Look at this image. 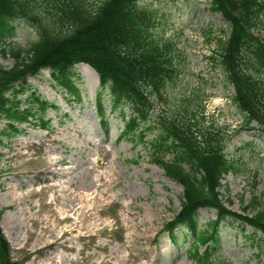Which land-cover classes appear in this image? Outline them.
<instances>
[{
	"label": "rangeland",
	"instance_id": "374dc122",
	"mask_svg": "<svg viewBox=\"0 0 264 264\" xmlns=\"http://www.w3.org/2000/svg\"><path fill=\"white\" fill-rule=\"evenodd\" d=\"M84 1L90 8L100 2ZM140 5L154 13L156 37L174 44L172 55L181 70L169 85L165 100L157 102L152 121L167 113L204 108L205 119H199L197 125L221 131L226 156L239 166L222 182L229 209L242 214L254 196L264 204V133L256 124L246 126L234 102V87L210 58L219 38L229 31L223 17L212 10L211 0H154ZM14 25L15 34L3 45L8 53L11 49H28L38 38L31 24L16 21ZM256 31L264 37V23ZM14 64L12 56L0 54L4 68ZM82 65L70 69L80 89V100L60 92L48 70L31 77L19 96L23 108L29 107L34 96L55 106L44 116L51 122V130L42 129L34 119L31 124L18 126L23 130L19 135L7 136L2 134L7 122H0V230L7 241L10 260L14 264H196L188 251L189 240L184 241L185 229L178 231L177 243L162 233L164 225L181 210L184 190L152 163L147 144L155 135H148L145 142L121 140L125 121L118 110L111 109L107 91L103 99L108 129L103 130L96 102L99 76L89 70L82 72ZM124 110L128 115L129 109ZM27 157L31 160L27 161ZM172 158V154L167 156ZM185 168L190 169L188 165ZM47 185L50 188L46 189ZM32 191L33 198L27 202L18 200ZM59 191L71 195L66 197L70 201L56 203ZM42 201L47 205L54 202L53 209L31 210V202ZM39 210L43 218L50 217L48 226L60 237L65 227L74 221L78 224L76 231L64 235L57 245L32 256L28 250L32 245L41 246V242L28 237L27 232ZM62 211L73 216L74 221L61 222ZM214 219L216 211L200 210L202 226ZM48 258L54 260L50 262ZM213 259L214 264H264V239L240 222L226 221Z\"/></svg>",
	"mask_w": 264,
	"mask_h": 264
},
{
	"label": "trees",
	"instance_id": "16d2710c",
	"mask_svg": "<svg viewBox=\"0 0 264 264\" xmlns=\"http://www.w3.org/2000/svg\"><path fill=\"white\" fill-rule=\"evenodd\" d=\"M144 1L154 0H100L93 8L84 0H0V54L15 60L10 69L0 65V122H7L2 134L19 135L23 130L18 126L34 119L42 129L51 130L44 116L55 106L34 96L23 108L20 94L31 77L48 70L60 92L80 100L70 69L89 65L99 76L96 102L103 130L108 129L103 99L107 91L111 109L125 121L119 138L143 142L154 134L147 144L152 163L183 187L181 210L162 233L177 243L178 231L185 229L184 241L190 242L194 262L214 264L213 252L226 221L240 222L264 239V204L254 196L242 214L229 209L222 182L239 166L226 156L221 131L197 125L205 119L204 108L167 113L152 121L157 102L165 100L181 70L172 55L174 44L156 37L155 15L140 5ZM211 8L223 17L229 31L219 38L210 58L234 87V102L246 126L256 124L264 133V37L256 31L264 23V0H211ZM16 21L35 27L38 38L28 49L8 53L3 45L15 34ZM171 154L173 158L167 159ZM201 209L216 211V219L202 226ZM8 252L0 230V264H14Z\"/></svg>",
	"mask_w": 264,
	"mask_h": 264
},
{
	"label": "bare ground",
	"instance_id": "6f19581e",
	"mask_svg": "<svg viewBox=\"0 0 264 264\" xmlns=\"http://www.w3.org/2000/svg\"><path fill=\"white\" fill-rule=\"evenodd\" d=\"M81 69H82V72H87L88 70L89 71H92L93 72V74H95L96 75V73H95V71L90 67V66H88V65H82L81 66ZM97 76V75H96ZM22 146V145H21ZM26 146V145H25ZM23 148H24V146H23ZM31 157V156H30ZM14 158V157H13ZM12 158V159H13ZM20 158V157H19ZM28 158V160L27 161H30L31 159L29 158V157H27ZM16 159V158H15ZM45 159V158H44ZM23 160V159H22ZM21 161V160H20ZM47 161V160H46ZM49 161H51V160H49ZM22 162V161H21ZM34 162V161H33ZM32 162V163H33ZM44 162V161H43ZM55 162V161H54ZM23 163V162H22ZM29 164V163H28ZM23 165V164H22ZM19 166V165H18ZM51 166V165H50ZM28 167V166H27ZM43 167H44V165H43ZM52 167V166H51ZM15 168V167H14ZM42 168V167H41ZM23 169V168H22ZM46 169V168H45ZM45 169H43V170H45ZM69 169V168H68ZM23 170H25V169H23ZM41 170V169H40ZM14 171V170H13ZM22 171V170H21ZM26 171V170H25ZM34 171V170H33ZM29 172V171H28ZM40 172V171H39ZM39 172H38V175H39ZM45 172V171H44ZM22 174V173H21ZM27 174V173H26ZM44 175V174H43ZM51 175V174H50ZM37 176V175H36ZM17 177V176H16ZM36 178V177H35ZM47 178V177H46ZM21 179V178H20ZM45 179V178H44ZM38 182V181H37ZM25 183V182H24ZM30 185V184H29ZM25 186V185H24ZM51 186V185H50ZM50 186L49 185H47L46 186V189L47 188H50ZM55 187V186H54ZM43 189V188H42ZM53 189V188H52ZM12 190V189H11ZM15 190V189H14ZM13 190V191H14ZM35 190V189H34ZM45 190V189H44ZM61 190V189H60ZM47 191V190H46ZM62 191H63V189H62ZM66 191V190H65ZM73 191V190H72ZM12 192V191H11ZM34 192L35 191H32V192H28L25 196H21V197H18V198H16V199H18V200H22V203H25V202H27L28 200L27 199H29V198H33V195H34ZM61 191H59L58 192V194L55 196V202L56 203H58L59 201H61V200H67V201H70V199H67L66 197H70L71 195H65L63 192L62 193H60ZM68 192V191H67ZM17 193V192H16ZM37 193V192H36ZM47 193V192H46ZM73 193V192H72ZM40 194V193H39ZM42 194V193H41ZM64 195H65V197H64ZM16 196V195H15ZM17 197V196H16ZM100 198V197H99ZM53 199V200H54ZM84 199V198H83ZM41 200V199H40ZM86 201H88V200H86ZM43 202H45V201H42V203L40 204H33L32 202H31V210H34V209H37V208H47L48 207V209H49V207L50 208H52V205H53V203H51V204H49V205H47V204H45V203H43ZM62 202V201H61ZM96 202V201H95ZM66 204V203H65ZM82 204V203H81ZM71 206V205H70ZM88 206V205H87ZM84 207V206H83ZM73 208V207H72ZM80 208V207H79ZM96 208V207H95ZM53 209V208H52ZM61 209V208H60ZM66 209V208H65ZM69 209V208H68ZM85 209V208H84ZM26 210V209H25ZM50 210V209H49ZM78 211L80 210V209H77ZM97 210H98V208H97ZM45 211H46V209H45ZM44 211V212H45ZM54 212V211H53ZM52 212V213H53ZM68 212V211H67ZM41 213V211L39 210V211H36L35 213H34V215H35V218H33L31 221H32V228H30V230H28V232H27V234H28V237H30V238H34V239H36V241H40L41 242V246H36V245H32V249L31 250H28V253L30 254V255H34V253H37V252H39V251H41V250H46V249H48L49 247H53V246H55V245H57L59 242H60V239L64 236V235H66V234H71L72 232H74V231H76V228L75 227H77L76 225L78 224V222H75L74 221V219H73V216H70L69 215V213H66V212H61L60 213V215H62V217H61V222H65V223H69V222H71V220L73 219V223H71V225L70 226H67V227H65V229H63V235L60 237V236H58V235H55L51 230H50V228H49V226H48V224H49V218L50 217H47L46 219L45 218H43L42 217V214H40ZM31 214V213H30ZM73 214V213H72ZM79 214V213H78ZM86 214V213H85ZM91 215V214H90ZM46 216V215H45ZM75 216V215H74ZM84 216V215H83ZM94 216V215H93ZM131 216V215H130ZM27 217V216H26ZM78 217V216H77ZM88 217V216H87ZM24 220H25V218H24ZM82 220V219H81ZM89 220V219H88ZM29 221V220H28ZM85 221V220H84ZM83 221V222H84ZM59 222V221H58ZM142 223V222H141ZM54 224V223H53ZM31 225V224H30ZM41 225H45V227L43 226H41ZM50 225V224H49ZM142 225V224H141ZM56 226V225H55ZM54 226V227H55ZM57 228V227H56ZM82 228V227H81ZM80 228V229H81ZM140 228V227H139ZM79 229V230H80ZM82 229H84V228H82ZM143 229V228H142ZM54 230H56V229H54ZM89 230V229H88ZM140 230V229H139ZM85 231V230H84ZM94 231V230H93ZM145 231V230H144ZM55 233H56V231H54ZM59 232V231H58ZM84 234V233H83ZM91 235V234H90ZM89 235V236H90ZM96 236V235H95ZM103 236V235H102ZM76 238H77V236H75ZM30 238H29V240H30ZM81 238V237H80ZM90 238V237H89ZM63 239V238H62ZM67 239V238H66ZM75 239V238H74ZM65 240V239H64ZM69 240V239H68ZM92 240V239H91ZM62 242V241H61ZM76 242V241H75ZM66 243V242H65ZM61 244V243H60ZM67 244V243H66ZM71 246H72V244H71ZM62 247V246H61ZM26 248H28V247H26ZM25 248V249H26ZM77 248V247H76ZM57 249V248H56ZM27 250V249H26ZM66 250V249H65ZM82 250V249H81ZM55 251V250H54ZM57 252V251H56ZM60 252V251H59ZM66 252H68V251H66ZM75 252V251H74ZM81 252V251H80ZM52 253V252H51ZM84 253V252H83ZM53 254V253H52ZM43 255V254H42ZM47 255V254H46ZM38 256V255H37ZM49 257V256H48ZM56 257H58V256H56ZM31 258V257H30ZM39 258V257H38ZM46 258V257H45ZM44 258V259H45ZM67 258V257H66ZM63 259V258H62ZM48 260L50 261V262H52L54 259H52V258H48ZM67 260V259H66ZM63 261V260H62ZM81 262V261H80ZM56 262H54V264H55ZM60 263V262H59ZM62 263V262H61ZM45 264V263H44ZM46 264H48V263H46ZM51 264V263H50ZM83 264H84V262H83Z\"/></svg>",
	"mask_w": 264,
	"mask_h": 264
}]
</instances>
